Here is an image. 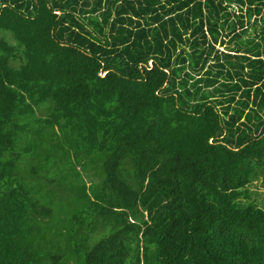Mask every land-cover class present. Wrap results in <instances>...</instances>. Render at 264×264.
Returning a JSON list of instances; mask_svg holds the SVG:
<instances>
[{
	"label": "trees",
	"instance_id": "trees-1",
	"mask_svg": "<svg viewBox=\"0 0 264 264\" xmlns=\"http://www.w3.org/2000/svg\"><path fill=\"white\" fill-rule=\"evenodd\" d=\"M259 180L264 0H0V264H264Z\"/></svg>",
	"mask_w": 264,
	"mask_h": 264
},
{
	"label": "rangeland",
	"instance_id": "rangeland-1",
	"mask_svg": "<svg viewBox=\"0 0 264 264\" xmlns=\"http://www.w3.org/2000/svg\"><path fill=\"white\" fill-rule=\"evenodd\" d=\"M220 49H225L224 46H220ZM251 189V199L259 201L260 204L264 203V188L262 186L261 180L254 181L250 186Z\"/></svg>",
	"mask_w": 264,
	"mask_h": 264
}]
</instances>
